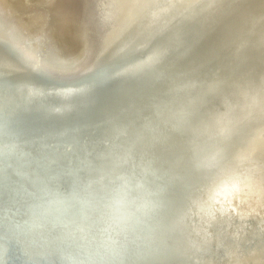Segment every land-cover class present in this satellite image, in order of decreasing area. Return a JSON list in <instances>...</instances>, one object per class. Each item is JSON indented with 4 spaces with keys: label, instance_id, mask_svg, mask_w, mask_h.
Returning <instances> with one entry per match:
<instances>
[{
    "label": "water",
    "instance_id": "95a60500",
    "mask_svg": "<svg viewBox=\"0 0 264 264\" xmlns=\"http://www.w3.org/2000/svg\"><path fill=\"white\" fill-rule=\"evenodd\" d=\"M133 4L70 68L0 36V264H264V0Z\"/></svg>",
    "mask_w": 264,
    "mask_h": 264
},
{
    "label": "bare ground",
    "instance_id": "6f19581e",
    "mask_svg": "<svg viewBox=\"0 0 264 264\" xmlns=\"http://www.w3.org/2000/svg\"><path fill=\"white\" fill-rule=\"evenodd\" d=\"M112 1L0 0V36L18 40L23 47L58 67L70 68L89 55L96 56L101 47L110 44L117 38V32L123 30L118 31L135 0H123L115 15L108 10L115 6ZM59 18L73 35L67 37L69 40L58 26ZM39 28L42 46L38 50L32 38ZM76 42L75 47H68ZM79 66L75 65L74 69Z\"/></svg>",
    "mask_w": 264,
    "mask_h": 264
},
{
    "label": "rangeland",
    "instance_id": "374dc122",
    "mask_svg": "<svg viewBox=\"0 0 264 264\" xmlns=\"http://www.w3.org/2000/svg\"><path fill=\"white\" fill-rule=\"evenodd\" d=\"M58 26L61 29V32L64 35L65 39H68L67 37H69V38L73 37V35L71 34L70 30H68V28H67L66 22L63 19L59 18ZM40 33H41V28L37 29L34 32V34H36V35H34V38H32V40H34L33 46L36 47V49H38V50L41 49L40 45L42 44L41 43ZM75 45H77V42L74 45H70L68 47L73 48V47H75Z\"/></svg>",
    "mask_w": 264,
    "mask_h": 264
}]
</instances>
